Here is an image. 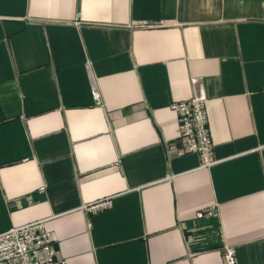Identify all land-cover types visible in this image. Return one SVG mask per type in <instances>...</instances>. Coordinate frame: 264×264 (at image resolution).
<instances>
[{"label": "crops", "instance_id": "obj_1", "mask_svg": "<svg viewBox=\"0 0 264 264\" xmlns=\"http://www.w3.org/2000/svg\"><path fill=\"white\" fill-rule=\"evenodd\" d=\"M42 220L67 264H264V0H0V233Z\"/></svg>", "mask_w": 264, "mask_h": 264}, {"label": "built area", "instance_id": "obj_2", "mask_svg": "<svg viewBox=\"0 0 264 264\" xmlns=\"http://www.w3.org/2000/svg\"><path fill=\"white\" fill-rule=\"evenodd\" d=\"M198 83V80H194ZM93 96L101 105L100 94L93 89ZM207 97L204 90L189 100L177 101L171 109L179 119L180 142L184 153H197L201 167L210 168L214 159V143L211 137L206 110ZM112 206L111 200H104L85 206L91 213L101 212ZM223 264H239L237 250L232 246L225 248ZM0 264H67L59 258L55 246V236L47 228L45 221H36L0 233Z\"/></svg>", "mask_w": 264, "mask_h": 264}]
</instances>
